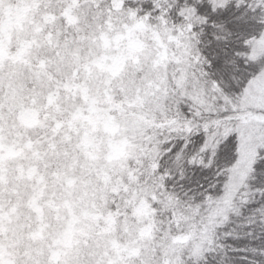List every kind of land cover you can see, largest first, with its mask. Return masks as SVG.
<instances>
[{
    "label": "snow or ice",
    "instance_id": "snow-or-ice-1",
    "mask_svg": "<svg viewBox=\"0 0 264 264\" xmlns=\"http://www.w3.org/2000/svg\"><path fill=\"white\" fill-rule=\"evenodd\" d=\"M0 264H264V0H0Z\"/></svg>",
    "mask_w": 264,
    "mask_h": 264
}]
</instances>
